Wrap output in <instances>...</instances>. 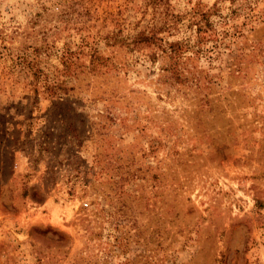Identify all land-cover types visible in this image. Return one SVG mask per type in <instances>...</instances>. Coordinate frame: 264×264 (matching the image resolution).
Masks as SVG:
<instances>
[{"label":"rangeland","instance_id":"1","mask_svg":"<svg viewBox=\"0 0 264 264\" xmlns=\"http://www.w3.org/2000/svg\"><path fill=\"white\" fill-rule=\"evenodd\" d=\"M0 264H264V0H0Z\"/></svg>","mask_w":264,"mask_h":264},{"label":"trees","instance_id":"2","mask_svg":"<svg viewBox=\"0 0 264 264\" xmlns=\"http://www.w3.org/2000/svg\"><path fill=\"white\" fill-rule=\"evenodd\" d=\"M231 1H233V0H231ZM198 22H200V19H199V20L197 19V21H196V23H195V24H196V31H197V32L200 31L202 25H205V24H206L205 21H202V24H200V23H198ZM141 36L144 38V40H147V41L153 40V38H154V34H153L152 31L149 32V33H146V34H143V33H142ZM170 45H172V44H170Z\"/></svg>","mask_w":264,"mask_h":264}]
</instances>
